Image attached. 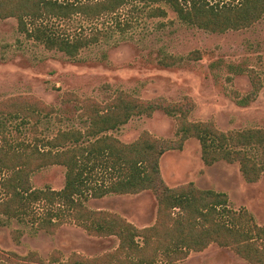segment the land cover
<instances>
[{"label": "trees", "instance_id": "16d2710c", "mask_svg": "<svg viewBox=\"0 0 264 264\" xmlns=\"http://www.w3.org/2000/svg\"><path fill=\"white\" fill-rule=\"evenodd\" d=\"M129 3L165 4L181 23L212 34L247 30L264 16V0H233L229 4H212L210 0H99L79 4L0 0V20L15 19L29 39L41 42L47 50L76 58L97 38L48 33L43 20L113 16ZM166 16L160 8L148 13L150 18ZM28 22L32 30H28ZM189 58L199 60L201 55L193 52ZM179 62L172 56L160 61L166 67ZM252 84V93L243 105L258 98L262 90L259 80L253 78ZM80 103L84 129L58 130L46 137L38 127L54 114V108L28 97L0 102V117L19 120L16 138L4 132L5 124L0 122V227L16 221L34 227L35 232L55 235L62 227L73 225L90 237H115L118 247L92 258L77 253L65 258L55 251L47 261L37 252L15 255L17 259L28 264H178L191 253L216 245L248 264H264V226L258 225L248 210H234L226 194L202 190L193 183L170 188L160 171L166 153L181 151L188 140L195 139L205 166L221 162L238 165L246 183H258L264 175V129L225 133L214 123L193 122L189 118L195 106L189 98L171 103L164 98L143 100L117 91L104 105L93 99ZM159 111L176 120V140L161 139L145 131L135 141L124 143L111 134L133 118L152 117ZM29 124L32 138L20 140L19 126ZM50 167L65 170L63 188H35L32 176ZM142 192H151L157 202L154 224L142 229L120 215L87 206L89 200ZM23 236L24 230L13 232L16 244Z\"/></svg>", "mask_w": 264, "mask_h": 264}, {"label": "rangeland", "instance_id": "374dc122", "mask_svg": "<svg viewBox=\"0 0 264 264\" xmlns=\"http://www.w3.org/2000/svg\"><path fill=\"white\" fill-rule=\"evenodd\" d=\"M58 1L79 4L99 0ZM210 2L229 4L233 0ZM154 8L164 10L167 16L148 17ZM27 24H30L28 30H32L31 23ZM42 26L55 35L97 38L76 58H69L29 39L19 30L15 19L0 20V102L28 97L54 108V114L38 127V132L46 137L58 130L84 129L81 100L93 99L104 105L117 91L143 100L164 98L171 103L189 98L195 106L191 121L214 123L225 133L264 129V16L247 30L212 34L181 23L165 4L129 3L113 16L48 18ZM193 52H199L201 59L191 60L189 56ZM166 56L180 62L172 67L163 66L160 61ZM253 78L261 82L262 90L258 98L243 105L252 93ZM0 122L5 124L3 131L16 138L19 120L0 117ZM30 124L19 126L20 140L32 138ZM145 131L161 139H177L176 120L160 111L152 117L133 118L111 134L131 143ZM160 171L170 188L193 183L199 189L226 194L232 209L248 210L256 223L264 226V175L258 183L249 184L238 165L221 162L205 166L195 139L188 140L181 151L166 153ZM64 181L62 167H50L32 176L37 189L61 190ZM87 206L120 215L139 229L153 225L157 216V202L151 192L111 195L89 200ZM15 230H24L19 244L13 239ZM118 244L115 237H90L73 225L48 235L12 221L0 227V264H28L15 255L22 257L29 252H37L45 261L55 251L65 258L72 253L92 258L115 250ZM178 264L248 263L228 249L211 245L201 253H191Z\"/></svg>", "mask_w": 264, "mask_h": 264}]
</instances>
